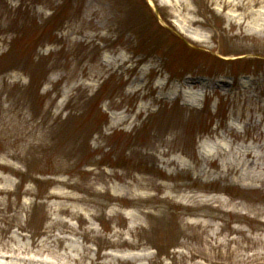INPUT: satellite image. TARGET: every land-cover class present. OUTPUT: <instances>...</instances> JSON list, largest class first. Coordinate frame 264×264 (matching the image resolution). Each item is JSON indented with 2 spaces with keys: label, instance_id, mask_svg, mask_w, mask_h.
Masks as SVG:
<instances>
[{
  "label": "rangeland",
  "instance_id": "rangeland-1",
  "mask_svg": "<svg viewBox=\"0 0 264 264\" xmlns=\"http://www.w3.org/2000/svg\"><path fill=\"white\" fill-rule=\"evenodd\" d=\"M0 255L264 264V0H0Z\"/></svg>",
  "mask_w": 264,
  "mask_h": 264
},
{
  "label": "bare ground",
  "instance_id": "bare-ground-1",
  "mask_svg": "<svg viewBox=\"0 0 264 264\" xmlns=\"http://www.w3.org/2000/svg\"><path fill=\"white\" fill-rule=\"evenodd\" d=\"M254 4H256V2H254ZM59 225H61L62 227H64L66 231H71V232L73 231V228L70 227V226H68V225H66L65 223H61ZM56 241L58 243H60V242L62 243L64 241V239L57 238ZM0 258H2V259L5 260V259H7L9 257L6 256V255H0ZM65 258L66 259L68 258V260L71 261V262H73V263H77L76 261H78L75 257H71V256H65ZM41 262H42V264H66V263H63V262H61L59 260L58 261H52V260L47 259V258L42 259Z\"/></svg>",
  "mask_w": 264,
  "mask_h": 264
},
{
  "label": "trees",
  "instance_id": "trees-1",
  "mask_svg": "<svg viewBox=\"0 0 264 264\" xmlns=\"http://www.w3.org/2000/svg\"><path fill=\"white\" fill-rule=\"evenodd\" d=\"M216 61H219L220 63H222L224 65H227V64H233L237 60H234V61L231 62V61H224V60H221V59H217ZM237 62H239V61H237Z\"/></svg>",
  "mask_w": 264,
  "mask_h": 264
}]
</instances>
